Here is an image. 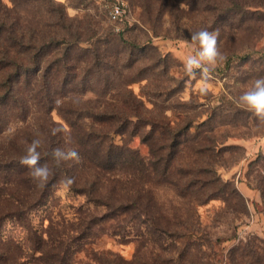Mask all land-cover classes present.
I'll use <instances>...</instances> for the list:
<instances>
[{"label": "trees", "instance_id": "trees-1", "mask_svg": "<svg viewBox=\"0 0 264 264\" xmlns=\"http://www.w3.org/2000/svg\"><path fill=\"white\" fill-rule=\"evenodd\" d=\"M147 1L138 0L143 6ZM185 1H198L212 16L218 10L213 19L219 21H243L245 13L254 11L249 6L260 7L264 2ZM41 2L51 23L45 29L36 26L25 31L20 18L12 17L0 1V264H167L146 246L162 236L181 241L179 258L188 257L193 264L190 249H196L199 264H209L210 241L192 240L198 225L197 206L217 199L233 218L249 211L247 199L235 183L217 172L223 154L238 148L224 144L217 130L227 124L246 127L258 120L236 105L212 112L194 125L193 131L192 123L173 128L164 119L150 117L143 101L127 86L133 79H124L122 71L133 67L135 53L141 56L147 49L157 54L160 64H165V58L152 45L138 46L111 35L84 47L89 62L77 69L71 60L72 48L89 42L92 35L79 26L72 29V19L66 17L62 5L52 0ZM116 84L119 94L112 99ZM87 92L93 93L95 103L93 99L69 97ZM54 109L69 126L71 144H65L63 134L51 132L63 126L53 118ZM114 134L125 137L121 144L114 142ZM136 135L147 145L146 155L129 145ZM35 138L42 141L40 163L54 173L43 188L19 163ZM57 147L75 149L79 162L68 161L57 167L50 155ZM185 152L193 156L192 161H183ZM248 169L264 205V153L251 161ZM65 177L74 178L71 190L104 206L105 212L101 217L92 214L69 230L52 223L36 228L31 211L44 205L54 186ZM162 186L172 191L173 198L165 201L156 195L154 190ZM183 205L187 209L184 217L179 211ZM119 217L127 224L143 217L148 227L150 238L146 245L138 246L131 259L93 245L98 234H108L97 225ZM8 220L23 231V242L3 235ZM137 255L142 258L137 260ZM228 260L230 264H264V239L255 235L239 239L230 248Z\"/></svg>", "mask_w": 264, "mask_h": 264}, {"label": "rangeland", "instance_id": "rangeland-1", "mask_svg": "<svg viewBox=\"0 0 264 264\" xmlns=\"http://www.w3.org/2000/svg\"><path fill=\"white\" fill-rule=\"evenodd\" d=\"M0 1L9 8L8 12L12 17L17 20L20 18L25 31L36 26L45 29L51 23L41 0H15L16 4L13 0ZM126 1L130 19L125 23H112L103 5L95 0H52L54 4L62 5L66 17L72 19L69 21L73 24L72 29L79 26L80 30L83 28L92 35L89 42L73 46L71 60L75 68L81 69L89 62L84 47H90L94 42L103 41L111 35L138 46L152 45L165 58V64H160L157 54L147 49L141 56L135 53L136 56L131 58L136 60L133 67L122 71L124 79H133L127 86L143 101L150 117L164 119L173 128L192 123L190 130L193 131L194 125L212 112L233 105L240 106L237 103L238 97L251 86L256 77L264 76V2L260 7L249 6L254 11L245 13L243 21L224 18L219 21L213 19L219 14L218 10L212 16L198 1L188 3L185 0H149L145 6L138 0ZM182 3L188 7L181 8ZM202 28L219 30L218 44L226 60L215 68L206 85H202L199 78L186 84L189 78L184 72V61L192 54L186 41L190 40L191 32ZM203 86L207 87L206 94L199 91ZM117 94L119 91L116 84L111 94L112 99H116ZM69 97L82 100L93 99L94 95L87 92L82 96ZM93 100L92 103H95L96 99ZM52 116L69 129L57 109L52 111ZM217 132L222 134L224 144L238 146L232 153L223 154V164L217 166V172L223 179L235 183L247 199L249 211L246 215L233 218L232 214L222 210L223 205L217 199L198 205V225L192 240L198 239L196 243L210 241V247L207 248L208 259L206 258L209 264H230L228 252L239 239L253 235L264 239V205L261 204L259 191L248 176L249 163L264 153V123L257 121L246 127L227 124L220 126ZM112 137L117 144L125 139L120 134ZM129 145L138 149L141 155L148 153V147L141 143L140 135L132 137ZM192 159L190 153L183 154V161ZM61 181L54 186L45 204L31 211V221L36 228L41 229L52 223L59 229L69 230L92 214L97 217L103 215L104 206L87 200L85 195L76 193L70 187L64 188ZM154 191L165 201L173 198L168 187H158ZM172 205H176V202ZM186 210V206L180 207L181 216L184 217ZM143 221V217H138L136 222L127 224L119 217L118 220L98 224L97 228H104L108 234H98L93 245L99 249H111L131 259L138 246L146 245L150 238L148 227ZM2 233L14 236L21 242L25 240L23 231L9 220L4 224ZM149 243L146 245L149 250H153L167 264H190L188 257L185 260L184 257L179 258L181 241L177 238L162 236L157 242ZM190 251L193 264H199L197 250ZM139 258H142L141 255H137L136 259Z\"/></svg>", "mask_w": 264, "mask_h": 264}, {"label": "clouds", "instance_id": "clouds-1", "mask_svg": "<svg viewBox=\"0 0 264 264\" xmlns=\"http://www.w3.org/2000/svg\"><path fill=\"white\" fill-rule=\"evenodd\" d=\"M181 8L188 7L182 3ZM219 30L209 31L202 28L198 31L190 33V40L186 43L192 50V54L188 55L184 61V72L189 78L186 84L192 81H199L202 85H206L212 78L215 68L226 60V56L221 52L219 44ZM201 94L207 93V87L203 86L199 89ZM60 103L59 100L56 101ZM237 103L246 108L258 121L264 123V76L256 77L251 86L248 87L238 97ZM53 135L63 134L65 144H71L72 138L67 126H59L51 129ZM42 141L35 138L27 145L25 154L21 157L19 163L29 170V175L34 182L41 188L45 187L49 178L54 174L53 169L47 164H41V153L38 149L41 147ZM55 165L59 167L62 163L68 161L79 162V153L72 148L57 147L50 153ZM74 183V178L65 177L61 184L64 188H69Z\"/></svg>", "mask_w": 264, "mask_h": 264}, {"label": "built area", "instance_id": "built-area-1", "mask_svg": "<svg viewBox=\"0 0 264 264\" xmlns=\"http://www.w3.org/2000/svg\"><path fill=\"white\" fill-rule=\"evenodd\" d=\"M103 5L112 23H125L130 19V9L126 0H95ZM118 29V27H116Z\"/></svg>", "mask_w": 264, "mask_h": 264}]
</instances>
